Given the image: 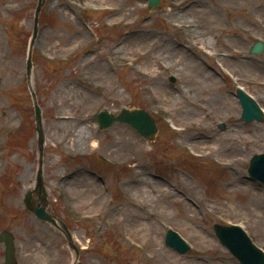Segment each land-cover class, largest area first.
<instances>
[{
    "label": "rangeland",
    "instance_id": "1",
    "mask_svg": "<svg viewBox=\"0 0 264 264\" xmlns=\"http://www.w3.org/2000/svg\"><path fill=\"white\" fill-rule=\"evenodd\" d=\"M37 5L0 0V232L12 236L16 264H72L69 243L79 251L75 264H238L214 224L240 226L264 250L256 213L264 186L247 176L249 160L264 153V121L243 123L236 97L242 86L264 111V50L249 54L257 40L264 42V0H160L154 11L146 0H41L36 13ZM188 5L199 12L182 17ZM113 6L125 15L114 25L105 9ZM177 22L195 29L175 28ZM198 42L228 54L219 56L221 69ZM113 50L116 60L107 65ZM148 50L150 69L141 55ZM171 50L180 55L170 57ZM240 57L252 69H243ZM170 61L178 64L166 68ZM236 71L244 79L239 84L228 76ZM31 93L41 111V154ZM122 109L146 111L157 127L154 141L119 122L99 130L95 114ZM59 115L73 118L69 134L54 127ZM179 124L192 138L216 137L222 152L216 158L183 146L187 136L174 131ZM81 129L87 144L74 145ZM38 174L46 210L67 239L24 207L28 192L40 202ZM233 177L235 190L228 185ZM253 196L263 200L250 202ZM168 229L190 246L187 253L165 246Z\"/></svg>",
    "mask_w": 264,
    "mask_h": 264
},
{
    "label": "water",
    "instance_id": "2",
    "mask_svg": "<svg viewBox=\"0 0 264 264\" xmlns=\"http://www.w3.org/2000/svg\"><path fill=\"white\" fill-rule=\"evenodd\" d=\"M159 0H148L149 9L153 10L157 7ZM40 6V3H39ZM37 8V12L39 9ZM262 46L257 44L253 47L252 53L260 54L262 52ZM31 61L30 57L27 61V72L30 74ZM238 98L240 99L241 105L243 107L242 120L245 122L251 121L252 119H257L261 121V116L258 113L256 105L249 99L246 98L242 93L238 92ZM32 99L34 103L35 111V121H36V131L38 134V146L41 151V146L43 143L42 130H41V114L40 109L36 104L35 97L32 94ZM94 118L98 121L100 129H105L111 126L114 122L127 123L132 126L144 139L148 141H153L155 133L157 131L153 120L141 110L128 111L122 109L117 116L109 115L106 112H102L99 115H95ZM250 174L255 179H259L264 182V154L259 156H254L250 162ZM38 185L40 183V175L38 174ZM30 194L27 195L25 206L32 212V214L49 224L53 227L58 228L55 220L45 212L44 206L33 207L29 202ZM45 196H42V200ZM215 234L218 237L222 245L227 247L229 251L235 256L241 264H264V256L261 255L255 248L250 244L249 240L235 227H221L214 226ZM65 237L67 235L64 232ZM0 242L5 244V263L15 264V252L13 248V239L7 232L0 234ZM166 245L174 248L180 254L187 252L188 248L184 243L173 233L168 232L166 235ZM71 248L73 246L70 245ZM77 255V252H75Z\"/></svg>",
    "mask_w": 264,
    "mask_h": 264
},
{
    "label": "bare ground",
    "instance_id": "3",
    "mask_svg": "<svg viewBox=\"0 0 264 264\" xmlns=\"http://www.w3.org/2000/svg\"><path fill=\"white\" fill-rule=\"evenodd\" d=\"M95 3H97V2H95ZM101 4H104V3H101ZM192 4H197L196 2H192ZM187 10H182V17H185L187 14H189V13H197V12H199L198 11V9L196 8V7H193V6H191V5H188L187 6ZM179 12L178 13H180L181 12V10H178ZM110 12H111V15L114 17V19L111 21V24L112 25H114V24H116V21H124L125 20V15L123 14V13H121V11H120V9L118 8V7H116V6H113V7H111V9H110ZM177 13V14H178ZM202 13V12H201ZM256 23H257V25H261V23L259 22V21H256ZM192 23H184V24H182V23H179V22H177V23H175V28H180V29H188V28H192V29H195V25H191ZM192 30H184V32H183V35H188V33H190ZM236 37V36H235ZM234 41H238L237 39H235ZM227 43V42H226ZM193 45V44H192ZM195 46H197L196 44H194ZM193 45V46H194ZM181 46H183V45H181ZM225 47L224 48H226V49H229V44L227 43V45H224ZM173 53H172V55L171 54H169L170 55V57H174V58H176L177 56H179L180 55V52L179 51H173V50H171ZM225 52H228V51H225ZM116 54H117V50H113V51H111L110 52V55H109V57H107V65H112V64H114V61L116 60ZM141 55H143L144 57H146V58H148L147 60H146V63H147V65L149 66V68L148 69H150V67H152V54H151V51L150 50H148V52H145V53H143V54H141ZM214 55V54H213ZM231 57L230 58H234V59H236V57L234 56V54H229ZM215 56V55H214ZM226 56L228 57V54H226ZM219 57L217 56V58H216V60H217V63H219V59H218ZM226 58V57H225ZM239 60H242V61H238V63L241 65V67L243 68V69H252V67H250L249 65V62H246L247 61V59H244V58H242L241 59V57H240V59ZM245 61V62H244ZM106 62V61H105ZM171 63L170 64H167V63H165L164 64V66L166 67V68H171L172 66H174V67H176V65L178 64V62H176V61H170ZM184 63H186V64H188V60L187 59H185L184 60ZM191 63V62H190ZM237 63V64H238ZM220 64V63H219ZM172 65V66H171ZM133 71V70H132ZM209 73H211L212 75H210V74H206L207 76H208V78L209 79H211V80H214V76H215V74H216V71L213 69V68H208V70H207ZM234 75L236 76V78H237V81L238 80H244L243 78H241L240 76H239V74L237 73V71L236 72H234ZM144 76H146V74H144ZM147 77H149L150 79L151 78H153V76H152V74H148V76ZM154 83H155V81H154ZM151 95H153L152 93H151ZM154 98H155V100L157 101V100H160V98L159 97H156L155 96V94H154ZM258 98H261L260 96H258ZM162 102H164L165 103V101L164 100H162ZM217 104L218 105H220L219 104V101L217 102ZM203 110V109H202ZM165 113H167L166 111H164ZM71 119H73L72 117L70 118L69 116H67V115H59V116H57L56 117V119H55V123H54V127H57L58 128V131L61 133V134H69L70 133V130H71V128L70 127H68L67 125L70 123V121H71ZM171 123L172 124H174L175 125V122L173 121V119H171ZM175 126H177V125H175ZM64 127V128H63ZM178 127H179V129H177L176 130V132L179 134V135H185V136H187L186 138H184V139H182V141H181V144L183 145V146H185V147H188V146H192L193 147V145H194V147L193 148H190L192 151H195V152H199V153H203L204 152V154H205V152L207 153V154H220L221 152H222V149H221V147L219 146H215L216 145V137H213V136H211V135H206V136H204V135H202V136H198V137H196V136H194L193 138H194V140H193V138L191 137V136H188V134H185L184 132V130H186V128L185 129H182L184 126L183 125H178ZM86 130L85 129H81V130H79L77 133H75V137H74V140H73V144L74 145H78V146H83V145H85V144H87L86 143ZM249 141H247V143H248ZM81 144V145H80ZM209 144H211V145H209ZM91 145L93 146V147H97V143H96V141H92V143H91ZM196 147V148H195ZM208 147H210V149L208 148ZM81 148V147H80ZM142 149H143V146H142ZM209 149V150H208ZM200 156H203V155H199V157ZM216 158H217V155H216ZM158 179V178H157ZM144 181H146L145 179H144ZM238 179L237 178H235V177H233V180L232 181H230V183L228 184L230 187H232L234 190H235V188H238ZM153 183H155L156 185L158 184V186H164L161 182V184L160 183H157V182H153ZM134 184V183H133ZM137 187H140V189H141V187L142 186H140V185H137ZM96 188V187H95ZM138 191L139 190H136L135 192L136 193H138ZM93 192V191H92ZM228 192L229 193H232L231 191H229L228 190ZM89 196H90V194H89ZM233 196V195H232ZM96 196H94V194L92 195V197H90L91 199H93V201H95V198ZM232 198V197H231ZM250 199H252L250 202H253V201H255V202H261L263 199H261V197H259V196H253V197H250ZM253 203H250V205H252ZM259 207H260V204H259ZM259 209H261V213H259L258 211H256V213H257V216H258V221H257V223H259V224H262V223H264V204H263V206L262 207H260ZM148 216H151V215H148ZM143 220H145V219H143ZM145 221H147V220H145ZM151 254H153V252L151 253ZM169 255V254H168Z\"/></svg>",
    "mask_w": 264,
    "mask_h": 264
}]
</instances>
